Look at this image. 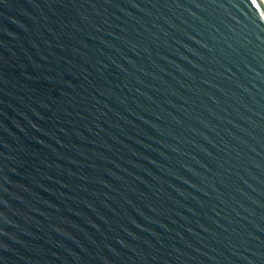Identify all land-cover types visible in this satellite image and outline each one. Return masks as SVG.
Wrapping results in <instances>:
<instances>
[{
    "label": "water",
    "instance_id": "95a60500",
    "mask_svg": "<svg viewBox=\"0 0 264 264\" xmlns=\"http://www.w3.org/2000/svg\"><path fill=\"white\" fill-rule=\"evenodd\" d=\"M0 264H264L260 0H0Z\"/></svg>",
    "mask_w": 264,
    "mask_h": 264
},
{
    "label": "bare ground",
    "instance_id": "6f19581e",
    "mask_svg": "<svg viewBox=\"0 0 264 264\" xmlns=\"http://www.w3.org/2000/svg\"><path fill=\"white\" fill-rule=\"evenodd\" d=\"M260 2L262 3V5L264 6V0H260Z\"/></svg>",
    "mask_w": 264,
    "mask_h": 264
}]
</instances>
